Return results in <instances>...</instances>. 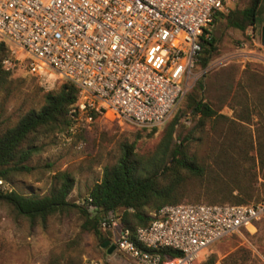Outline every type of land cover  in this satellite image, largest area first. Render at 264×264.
<instances>
[{"label": "built area", "instance_id": "built-area-1", "mask_svg": "<svg viewBox=\"0 0 264 264\" xmlns=\"http://www.w3.org/2000/svg\"><path fill=\"white\" fill-rule=\"evenodd\" d=\"M238 1L0 0V41L12 45L2 67L77 87L69 138L102 120L155 129L176 114L216 19ZM0 187L6 190L3 180ZM91 203L82 206L100 219L114 250L83 264H199L211 246L264 217V200L183 202L150 212L147 225L130 229L122 224L126 210L103 213Z\"/></svg>", "mask_w": 264, "mask_h": 264}, {"label": "rangeland", "instance_id": "rangeland-1", "mask_svg": "<svg viewBox=\"0 0 264 264\" xmlns=\"http://www.w3.org/2000/svg\"><path fill=\"white\" fill-rule=\"evenodd\" d=\"M250 1L239 0L231 5L229 14L217 18L213 32L216 48L210 62L206 67L198 64L192 89L176 114L164 125L141 129L102 120L71 138L68 126L41 129L26 143L40 148L29 161L31 172L15 174L5 183L6 190L44 196L56 185V175L68 172L75 179L69 200L82 206L91 188L101 181L104 169L118 162L124 143L134 145L138 156H149L176 117L175 141L189 138L186 142L189 153L201 162H210L222 144L234 139V132L227 128L229 122L225 120L215 128L216 132L209 124L203 127L205 121L193 114L189 96L208 103L219 114L236 121L243 126L241 130L245 131V136L252 137L259 120L253 112L254 105L258 98L264 97V0L255 27L247 26L243 19ZM237 25L245 26V31ZM8 46L11 51L12 45ZM8 73H0V134L14 127L29 111L40 110L45 105V95L57 92L64 83L23 70ZM246 107L252 112L248 124L238 118ZM263 183L260 179L258 190H264ZM214 184L216 186V181L210 176L185 175L181 186L183 201L210 203L212 198L225 196L226 191H213ZM83 222L82 215L75 210L52 216L45 225L33 224L19 216L12 206L0 202V264H83L89 257L103 258L105 252L97 237L82 229ZM211 257L221 264H264V217L254 226L211 246L201 263Z\"/></svg>", "mask_w": 264, "mask_h": 264}, {"label": "trees", "instance_id": "trees-1", "mask_svg": "<svg viewBox=\"0 0 264 264\" xmlns=\"http://www.w3.org/2000/svg\"><path fill=\"white\" fill-rule=\"evenodd\" d=\"M261 3L262 0L250 1L243 18L247 26H256ZM236 27L242 31L246 29L245 26ZM215 48L213 36L212 40L203 45L199 61L201 66L208 65ZM9 53L8 44L0 41V73L4 75L10 74L2 67V61ZM199 85L202 86V82H199ZM77 99V87L64 82L57 92H48L45 95V105L40 110L29 111L14 127L0 134V180L9 183L15 174L31 172L29 161L40 152V148L26 144L27 140L41 129L54 130L61 126L66 128L68 111ZM188 100L193 114L205 121L203 127L209 124L213 132H216L215 128L222 120L228 121L226 126L234 132V135L232 134L234 139L225 145L222 144L210 158V162H201L189 153L186 144L189 138L175 141L174 134L178 124L176 117L153 154L138 156L134 145L124 143L118 162L104 169L101 181L91 188L86 202L90 198L91 204L103 213L126 210L122 221L123 228L135 229L148 224L150 212L165 205L186 202L183 201L184 196L181 192L185 175L193 178L210 176L216 181L214 192L226 191L225 196L212 198L210 203L198 201L189 203L251 205L263 201L264 190H258L257 185L260 179L264 181V97L258 98L254 105L253 112L259 120L252 137L245 136V131L241 130L243 126L219 114L208 103L193 96H189ZM250 114L252 112L246 107L238 118L248 124ZM55 180L56 185L44 196L35 193L21 194L0 187V202L9 204L19 216L33 224L40 222L45 225L52 216L76 210L84 219L82 229L94 233L101 247L103 243L110 241L100 229L99 218H92L86 206L70 202L69 196L75 187L74 177L68 172H60ZM129 209L133 211L127 212ZM103 250L106 252L107 249ZM215 263L216 258L211 257L203 264Z\"/></svg>", "mask_w": 264, "mask_h": 264}, {"label": "water", "instance_id": "water-1", "mask_svg": "<svg viewBox=\"0 0 264 264\" xmlns=\"http://www.w3.org/2000/svg\"><path fill=\"white\" fill-rule=\"evenodd\" d=\"M108 247H109V242L108 241H106L105 243L102 244V248L103 249H107L108 253H112L113 250H114V247H109V248Z\"/></svg>", "mask_w": 264, "mask_h": 264}]
</instances>
